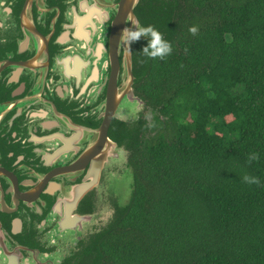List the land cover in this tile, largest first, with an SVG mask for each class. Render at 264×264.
I'll return each mask as SVG.
<instances>
[{
  "label": "trees",
  "instance_id": "obj_1",
  "mask_svg": "<svg viewBox=\"0 0 264 264\" xmlns=\"http://www.w3.org/2000/svg\"><path fill=\"white\" fill-rule=\"evenodd\" d=\"M143 4L173 49L136 72L160 129L130 141L131 201L91 234L88 264H264V0Z\"/></svg>",
  "mask_w": 264,
  "mask_h": 264
},
{
  "label": "flooded vegetation",
  "instance_id": "obj_2",
  "mask_svg": "<svg viewBox=\"0 0 264 264\" xmlns=\"http://www.w3.org/2000/svg\"><path fill=\"white\" fill-rule=\"evenodd\" d=\"M120 2L0 0V264H88L91 214L133 187L129 143L158 113L137 89L148 38L113 40Z\"/></svg>",
  "mask_w": 264,
  "mask_h": 264
},
{
  "label": "clouds",
  "instance_id": "obj_3",
  "mask_svg": "<svg viewBox=\"0 0 264 264\" xmlns=\"http://www.w3.org/2000/svg\"><path fill=\"white\" fill-rule=\"evenodd\" d=\"M198 31L199 29L197 26H192L189 28V32L192 35H197ZM141 38H148V45L143 48L142 54L148 56L149 58L164 59L173 51L171 43L166 41L162 33H160L151 25L144 27L140 25L139 21L133 20L132 28L126 27L122 31L121 41L126 46L128 51H131L132 43L139 41ZM257 159L258 155L255 153L251 154L248 157L249 163ZM241 179L242 182L247 184H260V180L258 177H254L248 174H245Z\"/></svg>",
  "mask_w": 264,
  "mask_h": 264
},
{
  "label": "water",
  "instance_id": "obj_4",
  "mask_svg": "<svg viewBox=\"0 0 264 264\" xmlns=\"http://www.w3.org/2000/svg\"><path fill=\"white\" fill-rule=\"evenodd\" d=\"M139 3V0H121L120 7L118 9V15L115 20L114 24V30H113V40L118 41L121 40L122 31L125 27V22L129 23L128 28H132V21L136 20L138 21L134 9ZM135 30V29H133ZM130 53V51L128 52ZM130 54L128 55L129 58ZM133 94V93H132ZM130 95V94H129ZM130 97V96H129ZM107 128L108 123L104 127V133H105V140L111 144L112 147H115V144L113 141H111L107 136ZM130 183L134 184L133 176L130 178ZM133 187L129 189V192L127 193V197L124 200V203H122V206H126L130 203L131 197H132ZM101 215L98 213L91 214V226L95 223L97 218H100ZM85 219V218H84Z\"/></svg>",
  "mask_w": 264,
  "mask_h": 264
},
{
  "label": "rangeland",
  "instance_id": "obj_5",
  "mask_svg": "<svg viewBox=\"0 0 264 264\" xmlns=\"http://www.w3.org/2000/svg\"><path fill=\"white\" fill-rule=\"evenodd\" d=\"M155 126V130L158 131L160 129V125L158 123H155ZM98 209V214L102 216H100V218H97L95 221V224L98 225L96 231L106 226L109 222L108 218L111 216V211L107 208V206H105L104 201L100 203Z\"/></svg>",
  "mask_w": 264,
  "mask_h": 264
}]
</instances>
